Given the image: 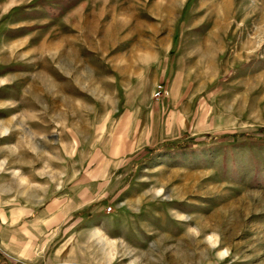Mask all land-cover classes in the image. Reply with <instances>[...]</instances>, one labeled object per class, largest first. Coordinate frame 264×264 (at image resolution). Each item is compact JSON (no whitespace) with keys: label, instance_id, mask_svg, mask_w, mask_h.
<instances>
[{"label":"rangeland","instance_id":"374dc122","mask_svg":"<svg viewBox=\"0 0 264 264\" xmlns=\"http://www.w3.org/2000/svg\"><path fill=\"white\" fill-rule=\"evenodd\" d=\"M54 200L48 261L264 264V0H0V210Z\"/></svg>","mask_w":264,"mask_h":264},{"label":"crops","instance_id":"0c3cea01","mask_svg":"<svg viewBox=\"0 0 264 264\" xmlns=\"http://www.w3.org/2000/svg\"><path fill=\"white\" fill-rule=\"evenodd\" d=\"M122 148L112 144L108 153L110 160L118 157L122 152ZM20 178L22 179L20 176L16 180L24 184L20 181ZM82 178L81 183L84 184L91 178V174L87 172ZM87 189L81 190L80 194L85 197L88 194ZM56 208L54 200L38 207L31 206L22 209L15 207L13 213L9 215L0 210V244L9 252L37 264H74L64 259L54 258L52 261H48L49 259L46 258L47 251L52 249L53 257L56 256L58 251L54 247L51 248L50 242L49 246L42 243L44 235L50 231L54 221H56L55 218L58 216L54 212Z\"/></svg>","mask_w":264,"mask_h":264},{"label":"built area","instance_id":"2783aa9c","mask_svg":"<svg viewBox=\"0 0 264 264\" xmlns=\"http://www.w3.org/2000/svg\"><path fill=\"white\" fill-rule=\"evenodd\" d=\"M166 92V88L163 85L158 84L154 89L153 96L160 97L166 94ZM107 209L109 210L110 208L108 207Z\"/></svg>","mask_w":264,"mask_h":264},{"label":"trees","instance_id":"16d2710c","mask_svg":"<svg viewBox=\"0 0 264 264\" xmlns=\"http://www.w3.org/2000/svg\"><path fill=\"white\" fill-rule=\"evenodd\" d=\"M0 264H3V261H2V259H1V257H0Z\"/></svg>","mask_w":264,"mask_h":264},{"label":"bare ground","instance_id":"6f19581e","mask_svg":"<svg viewBox=\"0 0 264 264\" xmlns=\"http://www.w3.org/2000/svg\"><path fill=\"white\" fill-rule=\"evenodd\" d=\"M93 29H94V27H93ZM105 33H107V30H106V32ZM4 130H6V129H4Z\"/></svg>","mask_w":264,"mask_h":264}]
</instances>
